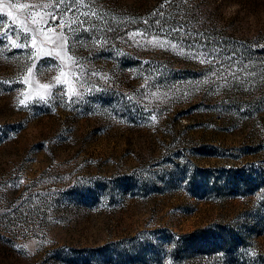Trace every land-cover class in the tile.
<instances>
[{
    "label": "rangeland",
    "instance_id": "1",
    "mask_svg": "<svg viewBox=\"0 0 264 264\" xmlns=\"http://www.w3.org/2000/svg\"><path fill=\"white\" fill-rule=\"evenodd\" d=\"M0 264H264V0H0Z\"/></svg>",
    "mask_w": 264,
    "mask_h": 264
},
{
    "label": "snow or ice",
    "instance_id": "2",
    "mask_svg": "<svg viewBox=\"0 0 264 264\" xmlns=\"http://www.w3.org/2000/svg\"><path fill=\"white\" fill-rule=\"evenodd\" d=\"M21 103H23V101H21Z\"/></svg>",
    "mask_w": 264,
    "mask_h": 264
}]
</instances>
